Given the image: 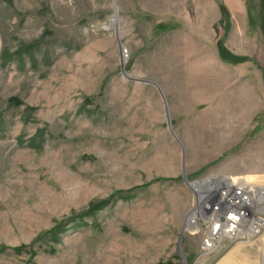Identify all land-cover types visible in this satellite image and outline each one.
Instances as JSON below:
<instances>
[{
    "label": "rangeland",
    "instance_id": "obj_1",
    "mask_svg": "<svg viewBox=\"0 0 264 264\" xmlns=\"http://www.w3.org/2000/svg\"><path fill=\"white\" fill-rule=\"evenodd\" d=\"M220 175L264 186V0H0V264H263L185 233Z\"/></svg>",
    "mask_w": 264,
    "mask_h": 264
},
{
    "label": "built area",
    "instance_id": "obj_2",
    "mask_svg": "<svg viewBox=\"0 0 264 264\" xmlns=\"http://www.w3.org/2000/svg\"><path fill=\"white\" fill-rule=\"evenodd\" d=\"M185 233L200 237L202 256L215 253L225 242L248 244L257 240L264 235V187L241 177L209 178L201 191H195Z\"/></svg>",
    "mask_w": 264,
    "mask_h": 264
},
{
    "label": "bare ground",
    "instance_id": "obj_3",
    "mask_svg": "<svg viewBox=\"0 0 264 264\" xmlns=\"http://www.w3.org/2000/svg\"><path fill=\"white\" fill-rule=\"evenodd\" d=\"M248 178H250V177H248ZM247 178V181L248 182H251V181H256V179L255 178H252V179H248ZM209 182V179L208 180H205V181H201V182H197V183H195V184H193V185H190V187L192 188V189H194V191H196V192H199V191H201V189H203V187H205L206 185H207V183ZM264 187V186H263ZM232 214H234L235 216H238V214H237V210H233V212H232ZM239 249V248H238ZM235 251V250H234ZM237 251V250H236ZM241 252V251H240ZM262 252V251H261ZM234 253V252H233ZM263 253V255H262V257H263V264H264V251L262 252ZM231 255V254H230ZM240 260V259H239ZM225 262V261H224ZM231 264H235V263H231Z\"/></svg>",
    "mask_w": 264,
    "mask_h": 264
}]
</instances>
